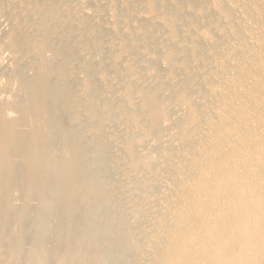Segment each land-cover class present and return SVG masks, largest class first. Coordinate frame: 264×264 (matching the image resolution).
Listing matches in <instances>:
<instances>
[{
	"label": "rangeland",
	"instance_id": "1",
	"mask_svg": "<svg viewBox=\"0 0 264 264\" xmlns=\"http://www.w3.org/2000/svg\"><path fill=\"white\" fill-rule=\"evenodd\" d=\"M0 19L17 42L32 27L50 30L48 60L68 59V135L81 140L82 163L98 165L106 193L103 216L116 219L120 235L128 232L120 244L137 243L124 255L127 264H155L165 256L164 249L148 252V246L174 229L162 216L177 217L172 191L186 173L207 165L206 155L222 151L214 164L244 163L225 170L253 176V186L264 192V153L257 151L264 134L255 130L264 111H252L257 104L264 109V76L256 73L264 68V0H0ZM0 46L23 61L22 51L2 35ZM26 70V78L35 75V69ZM0 77L10 74L0 71ZM215 134L230 137L232 146L226 149ZM94 146L100 155L92 160ZM134 159L140 162L135 168ZM184 193L182 204L189 206L191 195ZM111 248L116 260L111 254L107 259L121 264Z\"/></svg>",
	"mask_w": 264,
	"mask_h": 264
},
{
	"label": "bare ground",
	"instance_id": "2",
	"mask_svg": "<svg viewBox=\"0 0 264 264\" xmlns=\"http://www.w3.org/2000/svg\"><path fill=\"white\" fill-rule=\"evenodd\" d=\"M36 24L44 27L40 20ZM7 27V20L0 19L4 31L0 35L20 49L24 59L18 63L16 53L0 46V71L10 74L7 80L0 77V103H11L0 107V264H106L116 260V252L108 253L111 247L106 242L114 244L121 264H127L126 253L137 249V243L120 244L119 237L126 240L128 232L120 235L116 219L103 216L106 202H101L106 193L98 165H84L81 140L68 135L64 88L68 59L65 64L48 60L53 52L50 30L32 27L17 42ZM28 68L35 69L31 78L23 74ZM256 73L264 76V68H257ZM238 87L245 91L243 85ZM151 106L146 102L144 110ZM177 110L184 112L183 107ZM252 111L260 115L264 109L257 104ZM56 122L61 125L54 131ZM259 124L255 130L264 134V122ZM212 138H219L226 149L232 146L226 135ZM99 148L94 146L92 160L100 155ZM258 150L264 153V141ZM222 155V151L206 155L207 165L186 173L185 180L173 189L172 196L178 200L171 212L177 217L172 220L170 212L162 216L174 222V229L148 246V252L166 251L155 264H264L263 188L253 186L251 175L249 179L241 172L225 170L233 164L241 168L244 163L223 159L214 164ZM139 164L134 159L133 167ZM221 174L227 177L224 182L205 183ZM183 193L191 195L189 206L182 204Z\"/></svg>",
	"mask_w": 264,
	"mask_h": 264
}]
</instances>
